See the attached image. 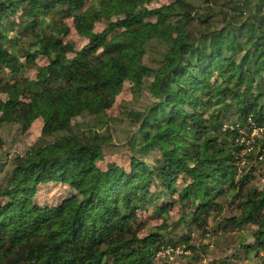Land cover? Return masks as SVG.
Returning <instances> with one entry per match:
<instances>
[{
  "label": "trees",
  "instance_id": "16d2710c",
  "mask_svg": "<svg viewBox=\"0 0 264 264\" xmlns=\"http://www.w3.org/2000/svg\"><path fill=\"white\" fill-rule=\"evenodd\" d=\"M159 1L0 0V123L23 133L41 119L52 139L9 169L0 162V264H170L155 260L177 248L188 253L170 254L182 264H201V242L230 227L246 234L237 253L264 252V0L149 7ZM71 18L87 40L80 51L64 41ZM152 45L161 50L147 75ZM32 68L21 104L16 77ZM126 82L148 102L127 112L128 168L103 170L113 144L103 119ZM73 111L99 126L72 131ZM58 185L74 200L38 201L43 187ZM175 205L188 232L174 238L163 223L139 235L144 214L166 218Z\"/></svg>",
  "mask_w": 264,
  "mask_h": 264
},
{
  "label": "rangeland",
  "instance_id": "374dc122",
  "mask_svg": "<svg viewBox=\"0 0 264 264\" xmlns=\"http://www.w3.org/2000/svg\"><path fill=\"white\" fill-rule=\"evenodd\" d=\"M189 1L197 7H202L200 0ZM164 3H167V0L154 2L149 7H158ZM75 20L76 18H71L63 21L62 24H64V26L66 27L64 41L72 42L75 50L80 51L87 44V40L76 34L73 26ZM105 25V22L97 23L92 27V31L100 32L103 30ZM160 50L161 48L157 45H152L148 49L147 55L145 56L143 61L144 65L148 69L147 75L152 74L151 70L156 65L154 59L157 56V52H159ZM37 64L45 65V60L38 59ZM35 75L36 71L32 68L22 72L21 75L16 77L18 78L16 81L19 82L20 86L19 101L21 104L26 102L30 97V89L27 88L26 85H24L23 79L26 78L29 80V82H33L36 79ZM2 76L3 74L0 73V77ZM147 102V98L144 95H132L131 85L128 82L124 83L121 92L115 98L113 106L108 110L106 118L103 119L104 122H107V124L109 125L108 127L113 134V144L105 148V158L101 163H99V167L101 169L104 170L106 165H108L109 163H113L125 169L128 168L129 159L127 157V154L129 153V151L124 145L126 143L129 132L131 131V128L128 120L126 119L127 112L131 109L139 110L143 108L147 104ZM86 126L97 127L99 126V124L97 123V120L95 118L81 116L77 112L73 111L71 121L72 131H77L78 129ZM42 128L43 122L41 119L36 120L31 125L30 129L27 132L23 133L20 132L17 125L0 123V138L3 141V147L0 149V162L5 165V170L9 169L11 160L16 156H27L30 149H32L33 147L40 145L45 141L52 140L50 137L42 136ZM259 133L260 132H258V130H255L250 136V140H248L247 144H252L253 135L257 136ZM0 180L4 181L2 176L0 177ZM37 196H39L38 201L40 203L56 206L63 201L71 202L72 200H74L75 193L71 192L67 188L58 185L43 187L40 192H38ZM184 211L185 209L181 208L180 205H175L167 213L166 218L150 217L148 214H144L142 218L139 219L140 223H142L144 227L139 232V235L144 236L151 227L157 229L164 223V227H167L165 229L166 232H171V235L174 238L179 237L182 233L188 232L184 227V223L181 221ZM253 229L254 228H252V230ZM161 233H163V231H161ZM243 234L244 233L238 232L237 230L230 227L226 231L220 232L217 235H212V233H210V236L205 237L203 242L199 241L201 240V238L199 237L198 233L193 232L191 234V238L194 244L201 242L204 245H207V256H203L201 264H208L213 261H221L224 258H228V262L225 264H251L252 261L258 262L262 257H264V252H260L259 258H256L255 260H250L244 257L241 252H236V250H240L239 244L242 240L241 237H244ZM253 241V237H247L246 239V243H253ZM166 253L167 252L164 251V254ZM235 253L238 254L237 258H234ZM170 256L171 255L168 256V260L170 258V264H182L180 258ZM165 257L159 256L155 260L156 263H160L161 259H164Z\"/></svg>",
  "mask_w": 264,
  "mask_h": 264
},
{
  "label": "built area",
  "instance_id": "2783aa9c",
  "mask_svg": "<svg viewBox=\"0 0 264 264\" xmlns=\"http://www.w3.org/2000/svg\"><path fill=\"white\" fill-rule=\"evenodd\" d=\"M164 251H166L167 253L164 254ZM162 252H160L158 255H157V258L159 256L161 257H165L166 256H169L171 253H174V255H182V254H188L187 252H183L182 248H177L176 250H171V249H167V250H164ZM172 257V256H170Z\"/></svg>",
  "mask_w": 264,
  "mask_h": 264
}]
</instances>
